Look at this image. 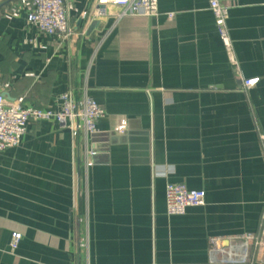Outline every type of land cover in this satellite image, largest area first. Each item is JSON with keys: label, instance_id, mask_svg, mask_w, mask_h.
I'll return each mask as SVG.
<instances>
[{"label": "crops", "instance_id": "1", "mask_svg": "<svg viewBox=\"0 0 264 264\" xmlns=\"http://www.w3.org/2000/svg\"><path fill=\"white\" fill-rule=\"evenodd\" d=\"M17 2L0 7L4 98L54 111L63 93L85 91L104 117L86 174L82 149L55 120L30 121L21 144L0 152V264H210L211 238L259 232L264 0L229 4L236 66L207 0H158L156 17L118 23L85 20L92 0H73L74 54L29 26L26 9L13 13ZM167 184L204 191V205L168 216ZM252 253L264 264V249Z\"/></svg>", "mask_w": 264, "mask_h": 264}, {"label": "built area", "instance_id": "2", "mask_svg": "<svg viewBox=\"0 0 264 264\" xmlns=\"http://www.w3.org/2000/svg\"><path fill=\"white\" fill-rule=\"evenodd\" d=\"M236 0H207L208 9L215 20L219 40L225 52L230 56L233 66L237 63L233 57L232 42L229 36L227 20L230 10L229 4ZM73 0H18L12 8L13 13L26 9V22L40 33L55 36L61 42L71 44V52L75 49L72 40L75 34L69 24L68 12ZM115 9H118L115 11ZM158 14V0H92L90 7L83 12L82 17L87 21L101 20L113 17L115 23L126 17L142 19L154 18ZM173 14L167 15L171 21ZM5 26V23L1 22ZM258 83V78L242 81L243 90H249ZM58 110H45L25 106L24 98L7 101L0 90V152L15 148L21 144L28 132L30 121L45 122L55 120L69 131L72 142L81 148L83 158L81 167L86 174L93 166L94 151L89 148L88 138L97 133L96 123L104 117L102 108L92 100L85 91L79 97L72 92H65L59 97ZM126 123L122 121L114 132L123 134ZM258 140L264 158V133L258 132ZM205 192L202 190H188L179 184H167L165 187V206L168 216H182L187 208L204 205ZM264 208V202H263ZM21 240V235H11L9 247L15 250ZM223 240L211 238L209 240L210 264H256L254 251L264 249V211L260 216L259 232L246 233L233 237L222 244Z\"/></svg>", "mask_w": 264, "mask_h": 264}, {"label": "water", "instance_id": "3", "mask_svg": "<svg viewBox=\"0 0 264 264\" xmlns=\"http://www.w3.org/2000/svg\"><path fill=\"white\" fill-rule=\"evenodd\" d=\"M8 2H9V0H8V1H5V2H2V3L0 4V7L6 5Z\"/></svg>", "mask_w": 264, "mask_h": 264}, {"label": "trees", "instance_id": "4", "mask_svg": "<svg viewBox=\"0 0 264 264\" xmlns=\"http://www.w3.org/2000/svg\"><path fill=\"white\" fill-rule=\"evenodd\" d=\"M8 3H9V2H8ZM8 3H7V4H8Z\"/></svg>", "mask_w": 264, "mask_h": 264}]
</instances>
